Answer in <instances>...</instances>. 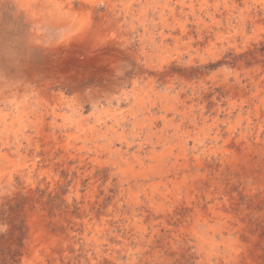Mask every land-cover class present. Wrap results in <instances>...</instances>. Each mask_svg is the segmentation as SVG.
<instances>
[{"label":"rangeland","instance_id":"1","mask_svg":"<svg viewBox=\"0 0 264 264\" xmlns=\"http://www.w3.org/2000/svg\"><path fill=\"white\" fill-rule=\"evenodd\" d=\"M35 1L89 36L0 0V264H264V0Z\"/></svg>","mask_w":264,"mask_h":264},{"label":"bare ground","instance_id":"2","mask_svg":"<svg viewBox=\"0 0 264 264\" xmlns=\"http://www.w3.org/2000/svg\"><path fill=\"white\" fill-rule=\"evenodd\" d=\"M14 3L16 10L19 13L23 12L26 18L36 27V29L40 34L44 32V34L47 35L48 39L46 40V44L47 43L49 44V42L52 43L54 42L55 44L58 45L70 46L74 44L78 45L79 42L88 39L89 27L86 24L81 25L80 22L77 23L76 21L73 20H71L70 22L69 20H67V18L64 20L63 24H60L61 23L60 21H59L60 23H56L55 21H53V19L47 17V15L45 14L46 11H43L45 7L42 9L35 4L36 3L35 0H14ZM67 24H69V26L65 27L64 25ZM51 37L53 41H49ZM53 37H55V39Z\"/></svg>","mask_w":264,"mask_h":264}]
</instances>
